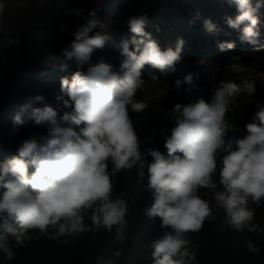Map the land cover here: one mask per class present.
I'll return each instance as SVG.
<instances>
[{
    "label": "clouds",
    "instance_id": "9594fccd",
    "mask_svg": "<svg viewBox=\"0 0 264 264\" xmlns=\"http://www.w3.org/2000/svg\"><path fill=\"white\" fill-rule=\"evenodd\" d=\"M228 2L238 10L235 18L226 17L228 26L240 30L241 42L259 44V0L255 5L253 0ZM5 8L6 0H0V15ZM65 12L83 17L84 23L70 32L75 39L60 54L45 51L39 66L67 71L71 61L78 69L88 65L87 72L77 70L70 79L61 78L55 108L46 103L33 107V103L45 100L37 95L21 105L14 117L13 132L26 123L22 117H28L35 125L46 127L47 135L37 139V134H30L16 156L0 163V180L6 181V190L0 193V221L14 224L0 234V252L5 258L14 259L10 239L22 247L33 239L29 235L32 230L59 240L103 228L109 233L114 229V239L97 257L96 264H118L123 258L119 245L128 237V200L113 196V178L133 167H137L143 190L153 192L154 202L146 215L159 217L161 228L169 229L150 245L153 264H197L195 245L187 234L200 231L206 220L215 218L213 207L199 195L201 188L211 189L215 207L225 212L227 228L264 233L252 223L256 211L251 207L255 204L259 208L264 200V105H257L254 122L246 125L242 138L228 136L225 120L236 96L255 93V81L244 79L242 86L221 81L210 102L198 98L176 104L170 113L175 118L170 135L160 130L165 136L166 154L151 147L141 151L129 109L139 113L148 107L135 99L145 83L142 70L150 65L162 75L173 72L181 59L183 39L178 38L175 50H161L145 31L148 17L141 12L127 21L134 34L131 41L117 43L113 21L99 15L98 8L90 9L86 16L80 8H65ZM65 27L60 25L61 30ZM204 27L209 33L219 31L211 20H205ZM94 29L97 31L89 35ZM19 40L17 36L15 41ZM106 45L119 52L118 71H113L114 65L103 58L91 63L94 51ZM234 47L235 42L218 43L221 52ZM226 69L240 73L245 67L234 62ZM158 79L151 76L152 81ZM182 85H186L184 92L189 95L193 89L199 90L192 74L176 79L175 90L179 92ZM78 126L79 132L74 130ZM146 155L151 162L146 161ZM109 162L113 165L111 173ZM218 168L222 191L217 190L214 180ZM89 212L91 226L83 222ZM246 247L253 254L260 252L251 241Z\"/></svg>",
    "mask_w": 264,
    "mask_h": 264
},
{
    "label": "trees",
    "instance_id": "16d2710c",
    "mask_svg": "<svg viewBox=\"0 0 264 264\" xmlns=\"http://www.w3.org/2000/svg\"><path fill=\"white\" fill-rule=\"evenodd\" d=\"M256 2L257 0H253L254 5ZM259 3V40H264V0H259ZM12 6L14 11L11 20L0 29V163L16 156L19 146L30 134H37V139L47 135L46 127L35 125L34 120L28 117H22L26 123L18 132H13L14 117L19 107L41 95L45 98L44 102H35L33 107H43L46 103L55 108V97L61 94V78L70 79L77 70L87 72L88 65L78 69L71 61L67 71H61L58 67L39 66L45 51L60 54L75 39L70 32L84 23L83 17L66 14L64 8H80L85 16L90 9L98 8L99 15L113 21L117 43L131 41L134 34L129 30L127 21L141 12L148 17L145 31L151 34L161 50H175L178 38L183 39L181 59L175 64L173 72L162 75L158 69L145 65L142 79H151L152 75L182 79L192 74L194 80L199 76L205 81L211 77L212 67L220 62L225 53L219 50L218 43L235 42L232 52H243L252 46L241 42L240 30L230 28L226 23V17L235 18L238 14L236 5L229 4L228 0H16ZM205 20H211L219 31L209 33L204 27ZM61 24L66 25L63 30L60 29ZM95 31L97 29L89 35H93ZM17 36L20 37L18 43L15 41ZM101 58L114 65L113 71L119 70V52L114 46L106 45L103 49H96L91 63L94 64ZM257 66L264 71V57ZM244 79L246 78L237 73L221 74L219 78L220 82L233 81L241 86ZM255 84L256 91L253 95H238L237 105L227 112L225 120L244 129L247 124L254 122L257 105H264V82ZM192 100L188 99L184 104ZM146 104L148 107L139 113L129 109V116L141 141V151L151 147L166 154L165 136L161 135L160 130L164 129L170 135V130L175 126V118L170 115L177 104L175 96H165ZM59 114L62 115L63 110ZM74 130L79 132L80 126ZM228 136L232 137L230 134ZM145 159L151 162L152 158L146 155ZM112 167L109 162L110 173ZM218 173L219 168L214 180L218 184L217 190L222 191ZM146 182L145 180V184ZM5 183L6 181L0 180V193L6 190ZM113 186L114 197L120 196L128 200V237L124 244L119 245L123 258L118 264H153L150 245L164 231L169 230L161 228L162 221L159 217L149 218L146 215V210L154 202L153 192L143 190V185L138 183L137 167L117 173L113 178ZM199 195L213 207L215 218L206 220L200 231L187 234V238L195 245L193 250L197 253V264H264V233L247 230L237 232L227 228L225 212L222 208L215 207L211 189L201 188ZM251 207L256 211L252 223L264 229V200L259 208L255 204ZM90 214L89 212L83 221L89 226L92 225V221L88 219ZM10 225L14 226L13 222L5 224L0 221V234ZM114 232V229L109 233L101 228L79 236H62L59 240H53L41 236L38 230H32L29 235L33 239L26 241L22 247L10 239L9 247L14 253V259H6L0 252V264H96L97 257L114 239ZM249 241L260 247L258 254L248 251L246 244Z\"/></svg>",
    "mask_w": 264,
    "mask_h": 264
},
{
    "label": "rangeland",
    "instance_id": "374dc122",
    "mask_svg": "<svg viewBox=\"0 0 264 264\" xmlns=\"http://www.w3.org/2000/svg\"><path fill=\"white\" fill-rule=\"evenodd\" d=\"M16 0H6V8L3 15H0V29L4 27L12 18L14 2ZM65 9V8H64ZM1 33V30H0ZM264 57V40H259V44L250 46L243 52L228 51L223 54L218 64L212 67V75L209 79L205 80L197 76L195 83L198 84L199 90L193 89L191 95L184 92L186 85H182L181 90H175L176 79L159 78L157 81L151 79H143L145 81L143 90H139L135 99L142 100L145 103L161 99L165 96H175V103L184 104L188 99L204 98L206 101H211V96L214 90L220 83L221 74H231L233 72L226 69V65L234 62L239 63L245 67L243 72L237 73L250 81H255L259 85L264 82V71L259 70L258 63ZM190 63V62H189ZM178 79V78H177ZM181 79V78H180ZM238 96H236L229 105L228 111H231L237 105ZM228 124V134L232 137L242 138L246 135V129L238 126L234 122L226 120Z\"/></svg>",
    "mask_w": 264,
    "mask_h": 264
}]
</instances>
